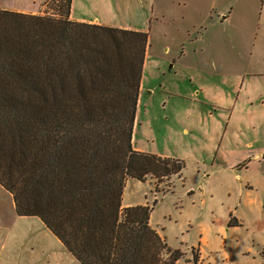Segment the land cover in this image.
<instances>
[{"label": "rangeland", "instance_id": "obj_1", "mask_svg": "<svg viewBox=\"0 0 264 264\" xmlns=\"http://www.w3.org/2000/svg\"><path fill=\"white\" fill-rule=\"evenodd\" d=\"M56 9L49 0L30 15ZM70 15L147 35L133 144L184 166V181L127 180L122 205L153 206L176 264L196 254L197 264H264L263 168L239 162L263 134L244 124L264 90V0H72ZM0 264L78 263L39 219L18 217L0 186Z\"/></svg>", "mask_w": 264, "mask_h": 264}, {"label": "trees", "instance_id": "obj_2", "mask_svg": "<svg viewBox=\"0 0 264 264\" xmlns=\"http://www.w3.org/2000/svg\"><path fill=\"white\" fill-rule=\"evenodd\" d=\"M52 1L45 16L0 9V186L78 264H176L153 206L122 207L127 180L184 169L134 149L147 35L72 21V0Z\"/></svg>", "mask_w": 264, "mask_h": 264}, {"label": "crops", "instance_id": "obj_3", "mask_svg": "<svg viewBox=\"0 0 264 264\" xmlns=\"http://www.w3.org/2000/svg\"><path fill=\"white\" fill-rule=\"evenodd\" d=\"M43 1L44 0H4V1L0 0V9L5 10V11H10V12H15V13H22V14H35V13L39 12L41 10V8L43 7L42 6ZM70 20L75 21V22H81V23L101 25L98 21H90V20H86L85 18H82V17H73L71 15H70ZM102 26H104V25H102ZM125 30H127V29H125ZM202 83L203 82L200 83L201 84L200 86L203 85ZM140 88H141L140 90H142V87H140ZM257 98H258V107H260V108H258V118L256 119V121H253V119H251V120L249 119V122L247 124H244V127H246V126L248 127V125H249L250 129H252L253 131L255 129H257V130L262 129L263 134H260V136L258 138L261 141V145L258 146L255 151H252V148L254 145L252 141L249 143H246L243 146L241 158L239 159V162L241 161L242 162L241 164H243L240 167L241 172H244V171L248 172L250 170H254L257 167H261L263 169L257 170L258 171L257 173H264V90L259 92V94H257ZM233 112H234V108L231 110L232 114H233ZM229 123H230V121H229ZM134 149L136 151L140 152L137 148L134 147ZM242 160H245L246 162L253 163L252 167L248 166V165L244 166L243 162H245V161H242ZM237 176L240 177V175H237ZM182 180L184 181L183 171H182ZM189 193L193 194L191 191ZM145 205H147V204L146 203L141 204V206H145ZM122 207L125 208V207H129V206L128 205H126V206L122 205ZM150 227L153 230H155L161 238H164V236L158 230H156L152 227L151 218H150Z\"/></svg>", "mask_w": 264, "mask_h": 264}]
</instances>
